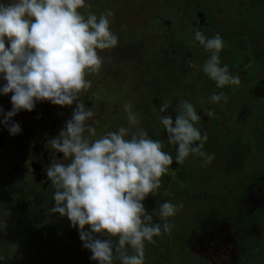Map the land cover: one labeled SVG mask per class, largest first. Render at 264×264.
Segmentation results:
<instances>
[{"label": "rangeland", "instance_id": "374dc122", "mask_svg": "<svg viewBox=\"0 0 264 264\" xmlns=\"http://www.w3.org/2000/svg\"><path fill=\"white\" fill-rule=\"evenodd\" d=\"M85 2L91 7L80 9L82 14L99 19L107 10L113 13L109 28L118 38L116 47L97 50L103 65L86 75L91 87L79 96L96 113L88 122L96 129L92 139L129 127V103L140 121L132 129L143 128L161 141L174 161L143 203L161 224L162 203L183 208L168 218L170 234L145 242L144 264H264L262 253L253 257L264 243V0ZM196 30L209 38L220 34L221 66L239 75V86L219 88L203 72L210 54L195 39ZM221 92L227 102L213 103L211 95ZM10 96L0 95L3 113L11 110ZM181 100L194 106L201 117L195 126L207 133L203 150L215 158L206 167L192 154L175 163L176 146L167 143L159 107L167 103L175 120ZM74 107L38 102L33 111L13 117L21 126L15 136L0 124V264H97L78 229L50 211L56 189L46 167L62 154L50 149L47 138L58 134ZM209 110L214 116L206 115ZM126 250L134 254L127 245ZM117 257L114 252L113 264H121Z\"/></svg>", "mask_w": 264, "mask_h": 264}, {"label": "clouds", "instance_id": "9594fccd", "mask_svg": "<svg viewBox=\"0 0 264 264\" xmlns=\"http://www.w3.org/2000/svg\"><path fill=\"white\" fill-rule=\"evenodd\" d=\"M90 7L85 0L0 2V78L5 81L0 95L11 94V110L0 109V124L15 136L21 132L13 120L19 112H31L43 101L61 108L75 104L58 134L47 138L50 149L62 154V160L46 167L47 179L56 189L50 211L78 229L82 246L97 264H113L114 252L121 264H144L145 242L154 244V237L170 234L173 225L168 218L183 208L182 203H162L161 224L153 222L143 203L161 187V177L174 161L162 151L161 141L149 138L143 128L132 129L140 121L129 103L124 105L129 127L92 139L96 129L88 122L96 113L78 102L79 96L91 87L86 75L98 73L103 65L97 50L116 47L118 38L109 28L113 13L107 10L98 19L79 11ZM195 39L210 54L202 70L217 87L239 86V75L221 66L219 54L225 44L220 34L209 38L196 30ZM227 99L223 92L210 97L213 103ZM168 107L167 103L159 107L164 114L160 123L167 143L176 146L175 163L183 164L192 154L201 158V167L211 164L215 156L203 150L208 136L195 126L201 117L194 106L179 101L175 120ZM112 237H118L115 245Z\"/></svg>", "mask_w": 264, "mask_h": 264}, {"label": "trees", "instance_id": "16d2710c", "mask_svg": "<svg viewBox=\"0 0 264 264\" xmlns=\"http://www.w3.org/2000/svg\"><path fill=\"white\" fill-rule=\"evenodd\" d=\"M254 250H255V249H251V251H254ZM260 253L263 254V257H262V258H264V243H263V240H262V245H260L259 248L256 249V251H255L253 257H254L255 255L260 254ZM247 258H248V256H247ZM243 263H244V264H247L248 261H247V263H245V262H243Z\"/></svg>", "mask_w": 264, "mask_h": 264}, {"label": "flooded vegetation", "instance_id": "af4514ba", "mask_svg": "<svg viewBox=\"0 0 264 264\" xmlns=\"http://www.w3.org/2000/svg\"><path fill=\"white\" fill-rule=\"evenodd\" d=\"M41 164V163H40ZM42 165V164H41ZM33 169H39L40 170V167H39V165H34V168ZM31 173H32V171H31ZM33 173H35V172H33ZM43 175V174H42ZM35 178H36V176H35ZM39 181H44V179H42V176H40V180Z\"/></svg>", "mask_w": 264, "mask_h": 264}, {"label": "water", "instance_id": "95a60500", "mask_svg": "<svg viewBox=\"0 0 264 264\" xmlns=\"http://www.w3.org/2000/svg\"><path fill=\"white\" fill-rule=\"evenodd\" d=\"M34 168V166H32V169ZM32 174H33V171H32ZM36 177H37V175H36ZM38 178H36V180H37ZM39 180V179H38Z\"/></svg>", "mask_w": 264, "mask_h": 264}]
</instances>
